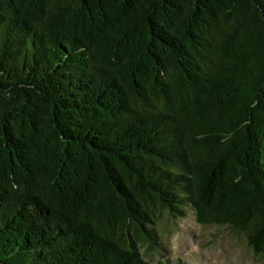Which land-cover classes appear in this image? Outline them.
I'll return each mask as SVG.
<instances>
[{
    "label": "trees",
    "instance_id": "1",
    "mask_svg": "<svg viewBox=\"0 0 264 264\" xmlns=\"http://www.w3.org/2000/svg\"><path fill=\"white\" fill-rule=\"evenodd\" d=\"M188 211L264 258V0H0V264H150Z\"/></svg>",
    "mask_w": 264,
    "mask_h": 264
},
{
    "label": "rangeland",
    "instance_id": "2",
    "mask_svg": "<svg viewBox=\"0 0 264 264\" xmlns=\"http://www.w3.org/2000/svg\"><path fill=\"white\" fill-rule=\"evenodd\" d=\"M164 217L159 227L163 249L148 252L147 245L142 250L150 264H264L242 232L203 226L192 211L180 219Z\"/></svg>",
    "mask_w": 264,
    "mask_h": 264
}]
</instances>
